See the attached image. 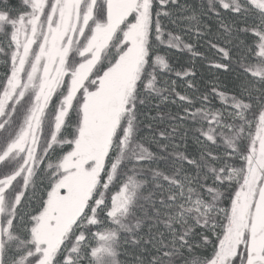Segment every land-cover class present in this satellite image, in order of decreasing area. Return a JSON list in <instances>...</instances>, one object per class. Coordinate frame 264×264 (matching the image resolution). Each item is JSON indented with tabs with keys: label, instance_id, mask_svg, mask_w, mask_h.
I'll return each mask as SVG.
<instances>
[{
	"label": "snow or ice",
	"instance_id": "obj_1",
	"mask_svg": "<svg viewBox=\"0 0 264 264\" xmlns=\"http://www.w3.org/2000/svg\"><path fill=\"white\" fill-rule=\"evenodd\" d=\"M0 264H264V0H0Z\"/></svg>",
	"mask_w": 264,
	"mask_h": 264
},
{
	"label": "trees",
	"instance_id": "obj_2",
	"mask_svg": "<svg viewBox=\"0 0 264 264\" xmlns=\"http://www.w3.org/2000/svg\"><path fill=\"white\" fill-rule=\"evenodd\" d=\"M14 2H15V0H14ZM182 59H186V57L185 58H182ZM205 75L207 74V72H208V70L207 69H202L201 70Z\"/></svg>",
	"mask_w": 264,
	"mask_h": 264
}]
</instances>
